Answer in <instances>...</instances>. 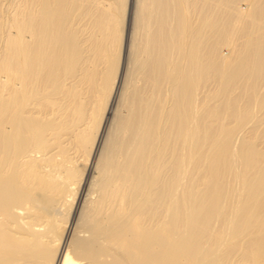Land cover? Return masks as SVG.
Masks as SVG:
<instances>
[{
    "label": "bare ground",
    "instance_id": "bare-ground-1",
    "mask_svg": "<svg viewBox=\"0 0 264 264\" xmlns=\"http://www.w3.org/2000/svg\"><path fill=\"white\" fill-rule=\"evenodd\" d=\"M242 1L0 0V264H264Z\"/></svg>",
    "mask_w": 264,
    "mask_h": 264
},
{
    "label": "rangeland",
    "instance_id": "rangeland-1",
    "mask_svg": "<svg viewBox=\"0 0 264 264\" xmlns=\"http://www.w3.org/2000/svg\"><path fill=\"white\" fill-rule=\"evenodd\" d=\"M131 1H132V3H131ZM242 1V0H241ZM242 4L244 5L245 4V2L244 1H242ZM130 6H132V7H130ZM133 6H135V0L133 1V0H127V3H126V9H125V14L122 16V17H124L123 18V27H122V29H123V36H124V39L125 38H128L130 35V33H131V30L129 31V29H131V27H132V24H131V21L130 20H132L130 17H131V14L133 13ZM131 12V13H130ZM129 15V16H128ZM132 16H133V14H132ZM129 17V18H128ZM129 33V34H128ZM129 35V36H128ZM123 39V47H124V45L125 44H128V42H129V38L128 39H125L124 40ZM127 46V45H126ZM222 49H223V52L225 51V52H227L229 49L227 48V47H225L224 45H222ZM226 48H227V50H226ZM123 53H121V55H120V57H121V61H125V59H126V57H127V51L125 52V50H124V48H123V51H122ZM126 56V57H125ZM116 102H114V107H115V104ZM114 107H113V109H114ZM113 111V110H112Z\"/></svg>",
    "mask_w": 264,
    "mask_h": 264
}]
</instances>
